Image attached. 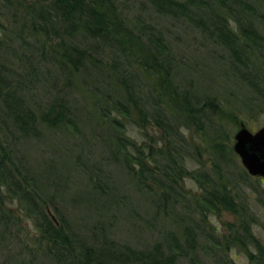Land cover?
Instances as JSON below:
<instances>
[{"label": "rangeland", "instance_id": "374dc122", "mask_svg": "<svg viewBox=\"0 0 264 264\" xmlns=\"http://www.w3.org/2000/svg\"><path fill=\"white\" fill-rule=\"evenodd\" d=\"M255 4L254 11L244 17L264 37V25L259 20V16L264 15V2L255 1ZM125 9L130 18L144 20L167 47L164 58L169 65V77L164 96L159 88L153 91L150 87L156 81L155 75L143 70L139 79L144 93L139 106L148 121L140 126L139 108L135 109L132 104L126 103L127 115L113 108V103L125 96L118 81L123 74L120 70L125 66L122 67L119 59L95 41L84 45L76 38L67 43H75L91 53L87 59L90 64L77 71L69 65L61 71L50 61L48 66L56 76L48 81L26 83V90L21 91L23 100L38 117L47 113L54 103L62 104L64 124L51 128L37 122L38 135L26 137L4 115L0 99V140L12 161L23 175L33 180L30 189L44 209L55 219L60 216L66 221V233L74 238L76 254L84 247L100 264H131L130 253L148 255L157 246L164 249L166 237L171 234L182 243L183 219L179 215L183 210L174 207L170 214L158 211L155 206L160 191L156 184L148 182L153 192L139 189L131 180L122 155L110 142L118 130L119 136L142 146L146 156L149 150L155 160L158 150L165 155L163 130L153 120L152 105L160 96L156 107L164 111L169 119L166 122L177 132L173 147L184 160L183 173L206 172L219 184L227 186L237 213L243 215L264 251V184L261 178L247 174L233 151L234 136L241 125L252 133L264 127V106L242 76L253 69L251 61L244 60L245 66L238 62L227 48L210 36V22L200 20V16L190 12L189 18L157 16L145 1L132 2ZM2 12L5 13L2 23L11 34V16L6 10ZM237 15L241 17L243 13ZM229 26L238 34L235 22L231 21ZM13 47L14 51H21V47ZM3 48L0 50L1 74H8L14 84L24 66L13 55L8 56ZM30 52L31 49L23 50L24 60L29 59ZM254 56L259 55L254 52ZM47 58L46 55L43 60ZM131 67L136 70L134 65ZM9 70L13 73H8ZM104 104L111 109V118L105 120L100 116ZM114 121H118L121 128H117ZM147 166L152 167L150 163ZM182 176L181 191L190 201L187 205L193 208V201L205 196L204 192L188 174ZM221 206L215 212H208L202 224L205 232L214 229L217 237L228 235L229 225L237 220L230 210ZM0 210V264L71 263L69 257L57 259L48 252L32 221L23 217L25 212L18 201L7 202ZM2 213L15 217L11 218L14 225L6 221ZM193 234L196 235V231ZM202 244L203 237L198 235L196 248L176 264H219L215 257H224V261L231 264H249L245 250L235 248L221 256L215 249L214 254L208 255L203 252ZM248 251L257 254L252 248ZM118 255H121L120 262L116 261Z\"/></svg>", "mask_w": 264, "mask_h": 264}, {"label": "trees", "instance_id": "16d2710c", "mask_svg": "<svg viewBox=\"0 0 264 264\" xmlns=\"http://www.w3.org/2000/svg\"><path fill=\"white\" fill-rule=\"evenodd\" d=\"M135 1L148 3L157 16L174 19L189 18L190 12L200 16V20L203 18L210 22L211 29L208 33L211 37L227 48L244 66L246 65L244 60L251 61L253 69L242 76L248 88L261 100V106H264V37L244 17L248 16V12L254 11L255 1L264 2V0H0V10L7 11L13 26V33H7L6 25L2 23L5 13L0 11L2 12L0 50L4 47L3 50L8 56L13 55L24 66L23 73L16 75L12 84L8 74H1L0 65V99L3 100L4 115L11 119L14 127L22 135L37 136V122L51 128L64 124L62 104L54 103L47 113L38 117L25 103L21 94L26 90V83L48 81L56 76L48 66L50 61L55 62L61 71L69 65L73 67L72 70L77 71L85 64H90L87 59L91 57L89 56L91 53L75 43L71 45L67 43L76 38H79V42L84 45L90 40L95 41L119 59L118 62L122 67L125 66L120 70L123 74L119 73L121 77L118 78L125 96L115 101L113 108L127 115L129 107L126 103L132 104L135 109L139 108L140 126L148 121V117L139 106L142 103L141 96L144 94L139 81L140 76H143V70L148 75H155L156 81L150 87L153 91L159 88L164 96L168 89L169 65L164 58L167 53L165 42L152 33L151 27L144 20L130 18L129 11H124L127 4ZM250 2L253 6L249 4ZM237 10L243 13V16L239 17L237 14L240 13H235ZM233 14H236L235 18ZM259 20L264 25V15L259 16ZM231 21L237 24L238 34L229 26ZM13 45L21 47V51H14ZM22 49L24 51L31 49L28 60H24L25 53ZM254 52L259 55L257 58H253ZM46 55L48 58L44 61ZM40 57L42 60L39 59ZM133 65L136 70L131 67ZM126 67L130 68L131 72ZM9 72L13 73L11 70ZM160 98L158 96L155 105H152L155 110L153 120L156 126L163 130L165 155L158 150L155 153L158 159L155 160L149 150L146 156L142 146L119 136L118 130L117 133L114 132V139L110 142L116 148V152L122 155V162L130 178L139 189L153 192L148 182L156 184L160 191L155 206L158 211L165 210L170 214L171 208L174 207L183 210L184 215H179L183 219L181 221L183 242H179V238L171 234L166 237L167 247L164 249L156 245L157 247L148 255L130 253L132 258L128 259L131 264H176L179 259L186 258L196 248L198 235L203 237L201 247L205 254L212 255L217 249L221 252V256H224L223 252L226 254L231 249L239 248L247 251L245 253L249 264H264V251L252 235L251 227H248L243 215L237 213L228 187L219 184L206 172L183 173L184 160L178 156L173 147L178 135L171 123L166 122L169 119L164 111L157 108ZM110 113V106L104 104L100 112L101 118L104 120L111 118ZM113 123L117 128H121L118 121ZM147 163L152 167L147 166ZM20 171L0 140V208L2 209L7 202L18 201L20 209L25 212L23 217L32 221L35 229L41 234L42 241L46 243L48 252L57 259L69 257L70 264H100L89 249L82 247L76 254L73 247L74 238L66 233V221L60 216H56V223L52 221L43 203L30 189L33 180ZM183 174H188L198 182L205 195L198 197L195 202L191 199L193 208L187 205L190 201L185 199L186 196L179 185ZM116 197L117 195L113 199ZM220 205L230 210L237 220L236 223L229 225L228 235L217 237L214 235V229L205 232L202 224L206 222V214L215 212ZM3 218L14 225L11 218L15 219V217L7 214ZM194 231L196 235L193 234ZM246 247L254 249L257 254L255 255L253 251L249 252ZM117 258L116 261H122L121 255ZM215 258L219 264H231L224 261V257Z\"/></svg>", "mask_w": 264, "mask_h": 264}, {"label": "water", "instance_id": "95a60500", "mask_svg": "<svg viewBox=\"0 0 264 264\" xmlns=\"http://www.w3.org/2000/svg\"><path fill=\"white\" fill-rule=\"evenodd\" d=\"M233 151L247 174L261 178L264 184V127L252 133L241 125L234 136ZM48 214L56 223V219L49 212Z\"/></svg>", "mask_w": 264, "mask_h": 264}]
</instances>
